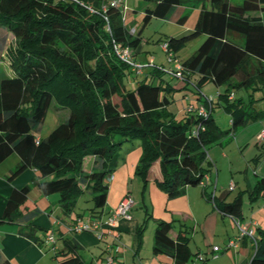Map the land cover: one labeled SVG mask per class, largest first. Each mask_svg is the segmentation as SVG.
<instances>
[{
    "label": "trees",
    "instance_id": "1",
    "mask_svg": "<svg viewBox=\"0 0 264 264\" xmlns=\"http://www.w3.org/2000/svg\"><path fill=\"white\" fill-rule=\"evenodd\" d=\"M144 1L151 5L144 9V25L152 17L166 19L178 6L199 7L193 29L165 41L176 60L178 49L200 34L205 37L192 55L176 60L180 77L173 75L175 68L168 74L185 88L191 85L195 95V102L187 104L192 108L186 106L180 116L167 108L174 87L171 81L160 83L166 72L162 64L147 63L149 67L136 74L116 54L114 46L127 48L136 61L141 43L122 23L120 7L110 6L108 0H0V29L13 37L6 43L0 33V162L17 153L20 161L8 179L34 168L39 189L57 193L64 211H74L81 196L89 193V215L100 217L118 150L139 140L135 173L143 182L157 163V184L168 198H175L187 186H201L208 175L209 182L201 186L206 200L238 220L240 194L219 201L214 191L207 192L213 181L207 148L258 117L256 101L264 99L255 94L264 86V0ZM133 81L136 86L129 88ZM208 83L222 90L215 97L207 95L203 87ZM216 99L231 116L229 129L214 120ZM198 106L209 113L200 114ZM52 107L67 109V115L42 136L39 132ZM87 162L91 167L85 171ZM30 188L11 191L0 221L20 218L18 207ZM259 195L264 196V177L251 191V198ZM256 229L248 263L264 264V228ZM66 244L76 252L72 239ZM152 253L169 256L172 264H186L194 255L189 237L174 234L172 219L156 222ZM67 255L58 264H82L78 254ZM0 264L11 263L0 257Z\"/></svg>",
    "mask_w": 264,
    "mask_h": 264
},
{
    "label": "crops",
    "instance_id": "2",
    "mask_svg": "<svg viewBox=\"0 0 264 264\" xmlns=\"http://www.w3.org/2000/svg\"><path fill=\"white\" fill-rule=\"evenodd\" d=\"M231 1V0H230ZM232 2V1H231ZM198 16V15H197ZM189 31V30H186ZM184 31V32H186ZM183 32V33H184ZM141 44V43H140ZM139 45V49H140ZM171 83H173L174 91L185 89L182 92L183 99L182 107L179 111L174 112L177 116H180L184 111V105L187 106L188 102H195V95L193 91L191 93V98L186 97V89L184 84L180 81H175L169 77ZM207 85V84H206ZM205 85V86H206ZM215 85V84H213ZM222 90L221 87L215 85V91ZM186 97V98H185ZM262 97V96H260ZM219 99L215 100V104L219 107ZM54 109H57L56 107ZM222 109V113L217 117H214L217 125L225 130L229 129L231 116L229 113L225 112ZM256 110L258 112V117L256 120L248 121L242 127H239L238 130L233 134V136H227V139H235V142L238 146H242L244 143L245 146H248L254 140L257 141L256 145L264 147V144H259L257 136L261 130L264 129V99L261 100L260 104H256ZM66 113V112H65ZM60 115V118L57 119L56 125L62 121L66 114ZM213 114V111H212ZM55 125V126H56ZM53 128V127H52ZM250 129V131H249ZM248 131V132H246ZM223 138L219 143H222ZM227 142V141H226ZM138 158V153H137ZM20 157L17 153L9 154L5 159L0 162V218L3 214L7 199L13 189H20L26 185H30V190L25 198V200L19 205L18 209L20 211V218L15 221H0V257L7 259L11 264H58L60 260L66 257V254H78L82 260V264H172L173 261L170 258L161 257L160 255H153L151 258L146 259L145 257L140 256V250L143 245V238L131 234L129 237L124 235L123 232H131L133 226L137 225L141 220V215L138 214L136 207L140 204L148 206L154 204L152 202V192L156 188L152 185L148 188V196L144 195V191L141 194L140 201L138 200V190L135 195H133L135 200V206L129 212V218H119L117 220L116 227L112 231H108L106 226L103 227L104 236L99 239L95 233L88 232H72L71 228L80 218H88L89 215V206L86 211H64L59 205L58 194H44L39 189L37 181L39 178L37 176V171L34 168L27 167L19 175L13 179H8L10 172L18 165ZM137 159L132 162V167L134 168L135 164L137 165ZM91 163L87 162L84 166L85 171L89 170ZM130 175V174H128ZM159 175V166L156 163L151 167L148 172L147 180L151 181L156 180ZM254 177L251 179L249 176L246 177L248 186L246 190L252 191L256 181L260 177H264V166L261 164L258 168V171L253 172ZM112 177V176H111ZM131 180V179H130ZM110 182V192L107 193L106 203L103 209V213L100 216V219L104 222L107 219L109 213L118 205L120 200L124 197L125 194H131L132 191L129 189V186L122 187L120 183H116V177L111 178ZM119 182V180H118ZM123 183V181H120ZM154 182V181H153ZM119 184L118 188L116 186ZM143 190L147 188L148 183L143 182ZM235 184V183H234ZM250 184H253V186ZM154 185V184H153ZM201 187V186H200ZM236 187V184H235ZM190 186L185 188V193L177 199H181L180 202H172L173 208L184 209L193 217L196 216L200 210L203 209L205 212V217L201 225V230L205 236V244L207 250L205 255L210 254V234H213L216 230V224L218 219L221 217H229L233 219L228 214H223L222 212L216 210L214 207L212 210H209L208 206L203 202L206 200L203 192H195L190 190ZM156 191V190H155ZM159 193V194H158ZM161 192H157L158 195H161V199L165 198ZM163 193V192H162ZM133 194V193H132ZM86 195L89 198V193H84L81 198ZM167 197V195H166ZM80 198V199H81ZM87 198V199H88ZM170 199V198H167ZM169 203V202H168ZM178 204V205H177ZM256 204H258L256 202ZM77 205V204H76ZM182 206V207H181ZM196 207V210L194 208ZM254 208V207H253ZM174 209V210H178ZM154 210V209H153ZM173 210V211H174ZM180 210L176 211L179 212ZM257 212V209L254 210ZM79 213H81L79 215ZM240 217L243 219L242 212ZM239 217V218H240ZM235 219V218H234ZM233 219V220H234ZM246 225L248 228L253 229L257 227H262L258 219L250 218L249 220H243L237 222V226ZM263 228V227H262ZM125 230V231H124ZM239 233V228L237 235ZM253 233L254 230H253ZM175 234V232H174ZM48 236H53V241H46ZM72 239L76 244V252L74 253L66 244V239ZM116 246L118 249L116 250ZM213 246V245H212ZM190 247V246H189ZM231 249V248H229ZM229 249H224L223 251H228ZM237 253L240 257L239 264H246L250 261L253 254V242L248 236H243L236 248ZM191 250V248H190ZM200 252V250H195L191 252L194 254L191 259L186 264H191V261L195 259V254ZM67 255V256H68ZM111 258V261H108V258ZM207 256L202 258L201 263L206 264ZM146 259V261H145Z\"/></svg>",
    "mask_w": 264,
    "mask_h": 264
},
{
    "label": "rangeland",
    "instance_id": "3",
    "mask_svg": "<svg viewBox=\"0 0 264 264\" xmlns=\"http://www.w3.org/2000/svg\"><path fill=\"white\" fill-rule=\"evenodd\" d=\"M234 3H238L241 0H231ZM122 5L125 7V12H121V21L122 23L131 31L133 29L134 34L139 36L141 39L140 50L135 52V60L142 65H144V71L149 67L147 66L148 62H154L156 65H163L166 70L165 74L162 75L163 80L160 83L165 84L166 82L171 81L169 72L171 69H174L177 65V62L168 61L167 54L164 50L161 49V45L167 40L168 37H176L181 35L186 30H192L197 19L199 7H192L189 5H183L175 7L170 15L166 19L152 17L147 24H143V12L145 7L151 6L146 4L144 0H122ZM183 18V21L180 22L179 19ZM0 33L5 35L7 38L6 43H11L13 37L11 34L7 33L5 29H0ZM204 35L200 34L197 37L193 38L187 42L184 46L178 49L175 53L177 61H183L190 55H192L198 46L204 40ZM0 66H3L0 64ZM156 83H159L160 79L156 78L154 80ZM136 86L135 81H133L129 88H134ZM191 85L187 86L186 97L191 98ZM182 90H176L173 92V96L170 97L171 102L168 105L170 111L176 112L179 111L182 107L183 94ZM203 93L207 95H212L215 97L217 91H215V85L213 83H208L203 87ZM256 97L264 95V86L261 89L255 91ZM185 97V98H186ZM262 98L256 101V104L261 103ZM186 105V104H185ZM184 105V107H186ZM222 107L214 104L213 117H217L220 114H223ZM67 113V109L53 107L47 113L43 126L39 132L40 135L46 136L49 131L57 123V119L60 118V115ZM65 113V114H66ZM63 116V115H62ZM250 131V129H249ZM248 132V131H246ZM227 141V142H226ZM257 141L254 140L248 146H245L244 143L242 146H238L235 142V139L225 138L222 143H214L208 146L207 156L208 159L212 162L211 164V177L212 183L208 184L207 192L214 191V195L219 201H232L239 194L241 196V212L243 219L240 217L238 220L231 219L229 217L219 218L216 224V230L213 234H210V248L212 245H217L222 249L227 244L230 238H233L237 235L238 226L237 222L243 220H249L251 217L258 219L263 225L264 228V196L259 195L256 199L251 198V190H246L248 186L246 177L249 176L250 181L254 177L253 172L261 164L264 166V147L256 145ZM120 155L118 165L112 173V177H116V183H120L122 187L129 186V189L132 191L131 195H135L134 192L138 190V200L141 199V194L144 191V195L148 196V188L152 185L154 192H152V204H148L147 208L145 205L140 204L136 207L138 214L141 215V220L139 223L131 229V232H123L124 235L130 236L134 234L138 237L143 238V245L140 250V256L145 257L146 259L153 256V234L156 226V222L161 220H173V231L176 233L182 232L187 237H189V246L192 251H198L199 255L206 260V264H239L240 257L237 253V249L231 248L228 251H221L218 253L216 258H213L210 254L205 255L207 246L205 244V236L201 230V225L205 217V212L200 210L196 213V216L193 217L190 212L184 210L183 208H173L172 202H180L179 197L167 199L166 193L161 189L157 184L156 180L146 181L148 183L147 188L143 190V180L135 173L136 164L134 168L132 167V162L140 158L141 155V143L139 140H134L132 143H125L119 150ZM138 153V158H137ZM87 163L84 165L86 166ZM206 164V163H205ZM207 165V164H206ZM130 174V175H128ZM131 179V180H130ZM119 180V182H118ZM120 181H123L121 183ZM154 181V182H153ZM233 182L236 184L234 189L229 188V183ZM110 184V182H109ZM108 184V192H110V185ZM154 184V185H153ZM253 184H250V186ZM119 184L116 186L117 189ZM214 187V188H213ZM190 190L195 192H201L202 188L197 186H190ZM157 192H161L165 198L161 199V195H158ZM163 192V193H162ZM57 194V193H54ZM134 197V196H133ZM88 196L84 195L81 199L78 200L75 207L76 211L84 212L91 205V201L87 200ZM136 200V199H134ZM169 202V203H168ZM203 202L208 206L209 210L213 209L211 201L203 199ZM256 202L258 204H256ZM178 205V204H177ZM135 206V205H134ZM182 207V206H181ZM254 207V208H253ZM154 209V210H153ZM179 212H176L178 210ZM257 209L255 213L254 210ZM174 210V211H173ZM196 210V207L194 208ZM187 216L188 218H182ZM254 236H257V229L253 228ZM161 257L167 255L160 254ZM196 257V255H195ZM167 258L170 259L169 256ZM145 259V261H146ZM198 263H201V259L197 260Z\"/></svg>",
    "mask_w": 264,
    "mask_h": 264
},
{
    "label": "built area",
    "instance_id": "4",
    "mask_svg": "<svg viewBox=\"0 0 264 264\" xmlns=\"http://www.w3.org/2000/svg\"><path fill=\"white\" fill-rule=\"evenodd\" d=\"M108 4L110 6H114V7H120V9L122 10V12H125V7L124 5H122V0H108ZM133 29H131L130 32L133 33ZM161 49L164 50L167 53V59L168 61H172L174 60V62H177L175 59H173V56L170 52H168L167 50V43L164 42L161 45ZM114 50L116 52L117 55H119V57L123 60H126L130 63L132 70L136 73V74H141L144 70V65H142L139 62H136L134 60H132V56L130 54L129 49L127 48H122L120 46H114ZM153 62H148V64H152ZM176 71L173 72V75L180 77V70L181 67L180 65L177 63V65L175 66ZM233 97V94L230 95V98ZM212 100V97L209 96L208 101ZM192 108V105H187V109ZM198 112L202 115H207L209 113V111H207V109L204 106H198ZM257 140L259 144H264V129L260 131V133L257 136ZM111 180V176L107 179V181L109 182ZM209 182V176L206 175L200 182L201 186H204L205 184H207ZM235 184L233 182L229 183V188L230 189H234ZM135 205V200L133 198V196L129 193L125 194L124 197L120 200V202L118 203V205L109 213V215L107 216L106 221H102L100 219V217H88V218H80L79 220L76 221V223L72 226L71 231L72 232H88V233H95L97 235V237L99 239H101L104 236V232H103V227L106 226V228H108V231H112V229H114L116 227L117 224V220L119 218H129V212L130 210L133 208V206ZM239 228V233L238 235H236L233 238H230L227 242V244L225 245V247L222 249L221 247L217 246V245H213L210 248V255L213 258H216L218 256V253H220L222 250L224 249H229V248H236L238 245L239 240L243 237V236H248L253 244L255 245V238L253 235V230L248 228L246 225H238ZM46 241H53V236H48ZM116 250L118 249V247L116 246L115 248ZM202 260V256L199 255V253L196 254V257L194 260L191 261V264H200L198 263L197 260ZM112 259L109 257L108 261H111ZM249 264V263H246Z\"/></svg>",
    "mask_w": 264,
    "mask_h": 264
}]
</instances>
